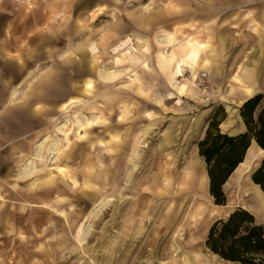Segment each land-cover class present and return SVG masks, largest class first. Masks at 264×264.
Returning a JSON list of instances; mask_svg holds the SVG:
<instances>
[{
	"label": "rangeland",
	"instance_id": "rangeland-1",
	"mask_svg": "<svg viewBox=\"0 0 264 264\" xmlns=\"http://www.w3.org/2000/svg\"><path fill=\"white\" fill-rule=\"evenodd\" d=\"M149 1H30L27 9L17 10L18 23L6 26V18L1 19L2 33L28 35V40L12 41L0 48L5 55L0 56V194L4 199L0 208V264H171L172 257L184 260V255L195 252L217 260L219 256L206 245L213 223L227 218L238 207L255 212L253 200L239 197L237 181L231 175L224 205L215 204L209 182L203 196L192 194L189 209L203 205L207 210L200 227L186 228L183 212H179L175 222L166 224L176 204L174 198L167 199L159 213H150L143 222L135 221L131 209L140 195L138 190L150 193L148 185L155 173L167 168L174 172L170 190L175 196L176 178L189 161H198L207 171L198 143L214 117L223 119L222 123L227 118L228 105L234 106L241 116L240 107L248 98L239 104L241 83L237 79L257 85L250 97L261 94L258 111L264 107V0H152L144 13L143 4ZM103 11L106 13L99 15ZM109 13L114 16L110 18ZM141 14L154 18L147 31L130 19ZM112 21L126 26L127 34L138 32L148 37L143 46L134 39V47L141 55L139 61H133L129 54L123 61L116 60L121 53L115 54L109 47L120 36L114 35L112 45L104 49L105 33ZM86 24L91 33L81 35L70 29ZM176 27L178 40L191 33L214 47L209 68L199 69L195 78L184 66L179 78L188 81L197 94L210 98L207 102L184 97V102L177 105L175 98H169L175 90L158 66V36L163 29L172 31ZM89 41L97 43L101 50L95 71L98 88L91 98L97 95L98 104L104 107L105 91H111L112 123L118 126L113 131L129 144L124 152L114 154L116 160L107 153L109 136L100 127L91 133L79 129L80 139L78 128L69 124L65 128L70 130L69 144L65 135L56 131V126L64 123L65 115L59 108L65 99L63 92L70 89L77 76L76 62H67L66 57H81L76 50ZM104 69L112 72L109 84L98 78ZM32 70L34 73L30 74ZM203 72L208 74L205 79H201ZM246 72L251 75L248 79ZM199 81L205 87L198 86ZM15 89L19 95L10 102ZM206 109L209 111L204 117L205 126L197 133L196 119ZM81 113L83 119L98 114ZM153 121L156 123L151 125ZM222 123L221 130L228 133ZM148 126L150 130L144 137L147 146L138 156L132 150L133 137ZM47 136L41 147L44 159L34 160L35 172L22 178L21 167L34 158L37 146ZM54 139L60 140L59 147L67 152L59 162L50 161ZM133 159L139 165L135 172ZM263 160L264 155L250 168L249 176L253 177ZM59 165L69 170V176L58 170ZM108 167L110 176L120 179L119 187L113 193L108 186V191L95 196L96 189L100 190L107 180L104 171ZM35 178L37 186L31 188ZM87 179L96 186L88 191L95 196L91 201L83 191ZM111 192L113 201L108 208L101 199ZM76 194L81 196L80 201ZM150 199L147 195L141 200L146 203ZM164 199L161 196L160 201ZM57 200L62 204L59 209L68 213L61 214L60 221L55 216ZM148 217H155L156 223L151 224ZM255 217L260 222L263 215ZM68 221L75 225L70 227Z\"/></svg>",
	"mask_w": 264,
	"mask_h": 264
},
{
	"label": "bare ground",
	"instance_id": "bare-ground-1",
	"mask_svg": "<svg viewBox=\"0 0 264 264\" xmlns=\"http://www.w3.org/2000/svg\"><path fill=\"white\" fill-rule=\"evenodd\" d=\"M140 1L141 0H138V2ZM151 4L152 0L148 3L143 4V9L145 11L144 13H146L147 10L150 9ZM105 13L106 11H103L100 12L99 15H103ZM109 14L110 18L114 16L113 13ZM130 19L132 22H135L138 26L144 28L146 31L149 29V26L154 22V18L146 14H141V16L136 18L131 17ZM70 29L73 30L74 33H78L81 35H85L87 32H92L87 24L75 27L71 26ZM126 32H128V28L126 26L119 25L117 23L114 24V22L112 21L111 27L105 33V41L103 44L104 49H106L107 46L111 44L110 40L114 37V35L120 36L119 39H117L116 43L113 46L109 47L110 51L115 54L121 53L120 57L117 56L116 60L123 61L125 59L123 57L129 54L130 58L133 61L137 62L141 59V55L139 53V49L134 47V39H136L140 44H142L140 46H143L144 43L148 42V37L138 32H133L129 34H127ZM161 32L162 33L158 36V41L161 44V49L158 53L159 55L157 62L159 68L166 75L169 83L175 90L169 93V98H175L177 105H180L184 102V97H189L197 102H207L210 98L202 97L201 95L197 94L195 89L189 85L188 81L180 80L179 78L183 75L182 71L184 66L190 68L195 78L198 77L197 74L199 69L207 67L209 68L212 64V55L214 53L213 45L209 42L199 40L198 38H196V35H193L191 33L185 34L183 39L178 40L177 27L172 29V31L163 29ZM209 50L211 51L210 53L207 52ZM76 51L77 53L79 52L81 57L84 58H71L70 55L66 57L67 62H76L74 70L76 71L77 76L73 79V83H71L72 85L70 86V89H64L65 92H63V96H65V99L59 107L60 111L65 115L64 123L56 126V131L63 133L65 135V140L69 144V142L71 141L69 139L70 130L68 131L65 129L66 126H68L69 124L72 123L73 126L77 127L78 133L79 129H85L86 131H88V133H91L95 128L100 127V129L107 132L109 136V140L106 144L107 153L110 155L111 160H116V158L118 157H115L114 154L124 152V150L129 144L127 143L128 140L121 139L120 135L118 133H114L113 131L118 126L112 123L111 111L113 110V100L110 95L111 91H105L106 98L102 103L104 107L98 104L97 95V97L94 96V98L92 97L93 99L91 98V96L95 94V91L98 88L97 78L95 77V71L98 67L97 57L101 52L100 46L93 41H89L85 44V47L77 48ZM33 73L34 70L30 72V74ZM111 74L112 72L107 71L106 69L100 70L98 78H100V80L105 79L104 81L109 84V82L107 81L111 78ZM246 75L247 79L251 77L250 73L248 72H246ZM237 80L241 83V86L239 88L241 95L239 104H241V102L255 94L257 90V85L248 81H244V78ZM110 86L111 85H108L107 88H110ZM18 95L19 91L17 89L13 90L10 95V102H14ZM86 98H88L89 100H86ZM227 109L228 116L223 121L222 126L227 130L228 134L234 135L244 130L245 127L237 109L232 105H228ZM82 111L90 113H95L96 111L98 114L92 117H85V119H83L81 118ZM208 111V109L204 110L201 114H199L198 118L196 119L194 130L197 133L202 132L205 126L204 117ZM151 113L152 112H148L149 115H151ZM155 123L156 122L153 121L151 122V125ZM149 130L150 126L145 127L140 131L139 135L133 137L132 150L138 156L140 155L142 149L147 146L146 142L144 141V137ZM78 137L80 139L82 138L81 133L78 134ZM48 138L49 136H47L44 141L37 146L34 158L32 160L28 159V162L23 165V167H21L22 178L31 176L35 172L36 167L34 160L44 159L41 154V147L43 146L45 141L48 140ZM59 142L60 140L54 139L52 142V147L49 150L51 155L50 161L52 162H59L67 155V152L61 150V148L59 147ZM99 142L102 143L103 141L100 140ZM89 145L93 146L94 144ZM263 155L264 148H261L256 142L251 143L250 147L247 150L245 159L239 164V167L237 168L236 172L232 174V176H234V179L237 181V185L238 183L239 186L242 185L241 189L244 196H248L251 200L255 201L256 203H262L264 205V193L260 185L254 183L251 179H249L247 177L248 173H244L245 170H249L250 168L254 167ZM133 162L134 163L132 171L135 172L139 168V165L136 163V161H134V159ZM110 163L111 165H113L115 162ZM57 168L59 171L65 173L66 176H69L68 169L60 165L57 166ZM104 172V178H107V180H105L104 184H101L100 190H97L95 188L96 186L91 182V179H87L83 183V191L85 195L89 196V201L93 200L99 192L105 191V189L108 191V186H110V190L113 193L115 192V190L118 189L120 179H118L117 176H110L109 167ZM173 173L174 172L170 168H167V170H164L161 173H155L152 176L151 181L148 185V192L150 193H144L142 192V189L138 190L137 195L139 193L140 195H138V197L135 199V205L131 209V213L137 223L143 222L144 218L150 213H159L161 209L165 208L164 204H166L167 199L169 200L171 198H174L176 199V204L170 210L166 224L170 225L172 223V220H174L175 222L179 212H183V218L185 219L184 226L186 228L194 229L198 226L200 227L201 224L199 225V223H202L201 219L207 211L206 208L203 205L195 207L193 211L189 208L191 204V196H193L192 194L203 196V192H205V190H207L208 188L209 176L207 174V171L201 167V164L198 161H189L184 171L180 173L176 178L178 186L175 196L173 191L170 190L171 184H173L171 180ZM167 178L168 183H166ZM37 182L38 178L33 179V181L30 183L31 188L36 187ZM74 183H76V180H74ZM231 184L232 182L228 183L227 181L224 184V190L226 191ZM90 189H96L97 192L94 197L93 194H89L88 191H90ZM112 192L110 195L108 194V196L102 197L101 203L103 204V206H107L108 208H110L113 201ZM168 194H170V196H167ZM147 195L150 196L151 199L146 203L142 202L141 199L146 197ZM161 196L163 199L165 198L162 201H160ZM75 197L78 201H80L81 196L76 194ZM3 202L4 199L0 194V208L3 205ZM55 205L58 214H56L55 216L58 221L61 220V214H63L64 216H68L67 212H65L63 209H59L62 205L61 200H57L55 202ZM247 209L251 211L249 208ZM210 215H214V213ZM68 222L70 227H73L75 225V222L73 221ZM150 223H153V225L156 223L155 217L150 220ZM193 238L195 239V237ZM171 264L227 263H223V260L221 258H218L216 260L212 256L206 257L203 256L201 253L195 252L193 254L184 255V260L172 257Z\"/></svg>",
	"mask_w": 264,
	"mask_h": 264
},
{
	"label": "trees",
	"instance_id": "trees-1",
	"mask_svg": "<svg viewBox=\"0 0 264 264\" xmlns=\"http://www.w3.org/2000/svg\"><path fill=\"white\" fill-rule=\"evenodd\" d=\"M261 99V94L250 97L240 107L247 127L245 132L237 135L224 133L220 128L223 119L214 117L205 137L198 143L199 154L207 163L209 192L217 205L226 204L224 184L244 160L252 140L264 148V107L259 111L257 108ZM253 180L264 191V160ZM206 245L226 260L264 264V221L258 222L251 211L238 207L227 218L213 223Z\"/></svg>",
	"mask_w": 264,
	"mask_h": 264
},
{
	"label": "crops",
	"instance_id": "crops-1",
	"mask_svg": "<svg viewBox=\"0 0 264 264\" xmlns=\"http://www.w3.org/2000/svg\"><path fill=\"white\" fill-rule=\"evenodd\" d=\"M37 2L39 0H0V25L3 24V21H1L2 18H6V26L7 25H12L14 23H18L20 20L18 17H16L17 15V10H25L28 8V4L29 2ZM28 40V35H18V34H9V33H2L0 31V48L1 47H7V43L9 44V42L12 41H19V40ZM5 47V48H6ZM5 56L1 50H0V56ZM241 117V116H240ZM255 117H257V112L255 113ZM241 120L243 122L244 125V130H242L239 133H243L247 130V127L241 117ZM237 133V134H239ZM234 134V135H237ZM256 142L255 140H252V143ZM257 143V142H256ZM258 144V143H257ZM261 147V146H260ZM262 148V147H261ZM228 181V180H227Z\"/></svg>",
	"mask_w": 264,
	"mask_h": 264
},
{
	"label": "water",
	"instance_id": "water-1",
	"mask_svg": "<svg viewBox=\"0 0 264 264\" xmlns=\"http://www.w3.org/2000/svg\"><path fill=\"white\" fill-rule=\"evenodd\" d=\"M254 140V139H253ZM246 154H247V152H246ZM246 156V155H245ZM245 159V158H244ZM239 167V165L237 166V168ZM237 168L235 169V171L233 172V174L236 172V170H237ZM249 171H250V169L249 170H245V172L244 173H249ZM237 175V174H236ZM247 177L249 178V179H251L254 183H256L254 180H253V177H251V176H249V175H247ZM256 184H258V183H256ZM260 185V184H259ZM241 187H242V185H240L239 186V183H238V195H239V197H242L243 196V193H242V189H241ZM260 187H261V185H260ZM261 189H262V187H261ZM262 191H263V189H262ZM263 193H264V191H263ZM246 197H248V196H246ZM254 202V210H255V212H252V213H254V215H258V214H262L263 215V217H262V219H261V221L260 222H263L264 221V205L262 204V203H256L255 201H253ZM245 209H247V208H245ZM256 213V214H255ZM219 256V255H218ZM219 258H221L222 259V257H220L219 256Z\"/></svg>",
	"mask_w": 264,
	"mask_h": 264
},
{
	"label": "built area",
	"instance_id": "built-area-1",
	"mask_svg": "<svg viewBox=\"0 0 264 264\" xmlns=\"http://www.w3.org/2000/svg\"><path fill=\"white\" fill-rule=\"evenodd\" d=\"M207 75H208V74H207L206 72H203V73H202V76H201V79H205V78L207 77ZM198 86H203V87H205V85H203L202 82H200V81H199V83H198Z\"/></svg>",
	"mask_w": 264,
	"mask_h": 264
}]
</instances>
